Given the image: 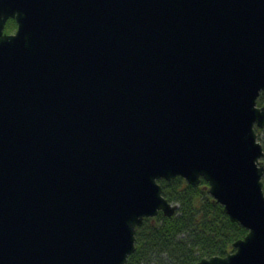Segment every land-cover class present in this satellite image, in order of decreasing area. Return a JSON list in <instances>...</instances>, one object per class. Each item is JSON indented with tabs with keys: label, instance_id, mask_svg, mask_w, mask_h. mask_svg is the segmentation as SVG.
Instances as JSON below:
<instances>
[{
	"label": "water",
	"instance_id": "water-1",
	"mask_svg": "<svg viewBox=\"0 0 264 264\" xmlns=\"http://www.w3.org/2000/svg\"><path fill=\"white\" fill-rule=\"evenodd\" d=\"M262 91L264 0H0V264H126L176 176L264 264Z\"/></svg>",
	"mask_w": 264,
	"mask_h": 264
},
{
	"label": "trees",
	"instance_id": "trees-1",
	"mask_svg": "<svg viewBox=\"0 0 264 264\" xmlns=\"http://www.w3.org/2000/svg\"><path fill=\"white\" fill-rule=\"evenodd\" d=\"M16 27V21L9 18L4 32L14 33ZM257 105H264V91ZM255 131L263 151L260 162L264 192V127ZM158 183L162 196L178 205L177 212L167 217L159 211L155 217L144 218L136 228L135 250L126 264H196L203 258L224 257L234 252L233 243L246 236L248 230L230 220L223 206L209 194L204 179L191 185L176 176L159 179Z\"/></svg>",
	"mask_w": 264,
	"mask_h": 264
},
{
	"label": "rangeland",
	"instance_id": "rangeland-1",
	"mask_svg": "<svg viewBox=\"0 0 264 264\" xmlns=\"http://www.w3.org/2000/svg\"><path fill=\"white\" fill-rule=\"evenodd\" d=\"M258 140V139H257Z\"/></svg>",
	"mask_w": 264,
	"mask_h": 264
}]
</instances>
